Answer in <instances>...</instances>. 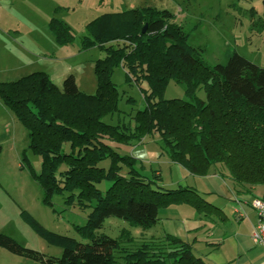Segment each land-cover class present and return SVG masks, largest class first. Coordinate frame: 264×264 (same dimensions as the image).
Returning a JSON list of instances; mask_svg holds the SVG:
<instances>
[{"label":"trees","instance_id":"1","mask_svg":"<svg viewBox=\"0 0 264 264\" xmlns=\"http://www.w3.org/2000/svg\"><path fill=\"white\" fill-rule=\"evenodd\" d=\"M87 28L82 48L104 52L94 61L95 93L81 91L74 75L59 87L43 71L0 81V99L27 129L29 148L41 159L40 170L31 167V174L44 202L52 205L56 195L65 196L68 205L90 210L86 223L75 225L81 240L40 226L42 235L64 246L60 257L4 233L0 246L44 264H117L120 251L122 264H207L190 242L171 233L129 249L123 247V239L134 241L128 229L118 238L100 231L113 216L150 229L159 222L160 209L175 204L205 216H211L209 208L219 210L192 186L164 187L160 175L149 177L143 162L122 146L158 135L161 153L188 172L219 174L237 194L264 188V66L238 52L209 66L205 48L189 44V33L167 9L105 13ZM49 29L59 44L73 39L71 28L56 17ZM120 66L125 84L135 85L145 101L127 123L107 121L120 113L122 93L112 80ZM171 81L185 84L186 98H164ZM126 102L136 103L133 97ZM104 182H109L105 189Z\"/></svg>","mask_w":264,"mask_h":264},{"label":"rangeland","instance_id":"2","mask_svg":"<svg viewBox=\"0 0 264 264\" xmlns=\"http://www.w3.org/2000/svg\"><path fill=\"white\" fill-rule=\"evenodd\" d=\"M140 6L171 11L176 21L189 33V44L205 48L202 57L209 66L226 63L234 52L264 66L262 0H0V81H14L32 72L43 71L59 87H62L67 76L74 75L81 91L95 93L97 76L94 61L104 52L97 46L82 48V40L89 32L88 23L105 13ZM53 17L71 28L73 39L70 43L64 45L57 42L49 29ZM112 80L121 91L122 99L119 102L120 113L107 117V121L130 122L136 110L144 108V98L135 85L125 84L123 67L115 68ZM185 90V84L171 81L163 96L186 98ZM199 95L205 97L203 91ZM127 97H133L136 103H127ZM0 147V233L9 235L25 247L60 257L64 246L54 242V238L42 235L39 227L81 240L75 225H84L90 210L68 205L65 196L56 195L52 205L44 202L42 188L31 174V167L40 170L41 159L29 148L27 129L1 99ZM143 150L161 152L159 136L122 146V152L143 155ZM166 159L168 156L164 152L160 159L154 157L141 162L149 177L154 173L158 176L161 171L159 183L164 187H177ZM108 184L104 182L100 187L105 189ZM205 187L202 186L203 189ZM200 194L220 209V202L212 193L202 190ZM215 210L207 209V213H211L207 217L217 215ZM177 212V215L183 213L182 210ZM124 228L134 238L131 243L123 239V247L129 249L135 248L143 240L151 239L149 235H158L161 230L156 225L145 230L113 216L105 219L100 231L118 238ZM194 253L199 255L197 251ZM122 254L121 251L117 253V264H122ZM0 264L44 263L14 254L0 246Z\"/></svg>","mask_w":264,"mask_h":264},{"label":"crops","instance_id":"3","mask_svg":"<svg viewBox=\"0 0 264 264\" xmlns=\"http://www.w3.org/2000/svg\"><path fill=\"white\" fill-rule=\"evenodd\" d=\"M130 153L140 161L154 157L160 159L162 155L154 150H143V155ZM166 160L164 162L168 163L177 186L189 185L199 193L202 190L212 193L220 202V209L215 211L217 215L209 218L184 205L175 204L162 208L160 220L156 224L161 230L158 235L149 236L160 237L166 233L177 235L190 242L193 250L207 264H264V246L255 243L252 238L258 218L251 205L254 197L262 196L264 188L257 186L248 194H237L232 183L219 174L194 175L179 164ZM202 186H206L205 189ZM178 210L183 211L182 215H177Z\"/></svg>","mask_w":264,"mask_h":264},{"label":"built area","instance_id":"4","mask_svg":"<svg viewBox=\"0 0 264 264\" xmlns=\"http://www.w3.org/2000/svg\"><path fill=\"white\" fill-rule=\"evenodd\" d=\"M251 205L257 212V224L252 232L253 241L264 246V198L257 196L251 200Z\"/></svg>","mask_w":264,"mask_h":264},{"label":"water","instance_id":"5","mask_svg":"<svg viewBox=\"0 0 264 264\" xmlns=\"http://www.w3.org/2000/svg\"><path fill=\"white\" fill-rule=\"evenodd\" d=\"M145 29H146V26L143 28V31H145Z\"/></svg>","mask_w":264,"mask_h":264}]
</instances>
